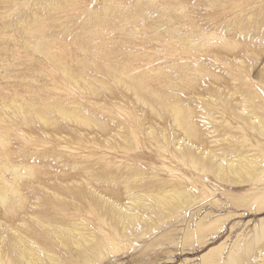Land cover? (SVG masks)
<instances>
[{"label":"rangeland","instance_id":"obj_1","mask_svg":"<svg viewBox=\"0 0 264 264\" xmlns=\"http://www.w3.org/2000/svg\"><path fill=\"white\" fill-rule=\"evenodd\" d=\"M186 36L202 41L193 45ZM232 88L238 93L229 94ZM243 96L253 99L257 114L238 108ZM22 99L74 101L97 124L45 107L40 110L48 112V122L11 118L18 110L5 104ZM172 101L184 108L180 126L167 107ZM259 119L264 121V0H0V179L9 183L10 196L0 204V236L8 225L19 227L55 256L49 261L43 253L42 264H264V210L231 202L252 191L264 194ZM186 135L201 149L251 151L261 166L243 184L226 185L213 167L195 162ZM12 168L19 170L14 177ZM131 172L142 178L130 182L132 191L185 174L188 203L151 212L138 227L122 230L99 209L90 188L109 186L121 198L127 187L119 176ZM199 205L204 213H236L218 231L184 240L185 216ZM35 215L57 226L81 219L103 240L120 236L84 263L76 245L60 243V234ZM233 222L239 224L231 229ZM11 247L4 238L0 264H33L18 260Z\"/></svg>","mask_w":264,"mask_h":264},{"label":"bare ground","instance_id":"obj_2","mask_svg":"<svg viewBox=\"0 0 264 264\" xmlns=\"http://www.w3.org/2000/svg\"><path fill=\"white\" fill-rule=\"evenodd\" d=\"M237 29L239 28L237 27ZM230 35L234 36V34ZM233 39L237 40L235 37ZM185 40L192 42L193 45H197L202 41L199 38L191 36H186ZM116 77L120 81L119 77ZM72 79L75 82L92 86V82L84 76L73 75ZM127 84L128 82H125V85ZM135 93L139 96V91L137 89H135ZM228 93L235 95L238 92L235 88H232ZM238 100V108L241 107L245 111H253L257 114L256 111L259 110V107L255 105L254 102H251L253 100L252 98L243 96ZM11 107L18 110L12 112L13 116H11V118L17 116V114H22L25 119L30 116H34L40 120L48 122L52 118L48 117L47 111L40 110L42 107H45L46 109L62 112L67 118L79 121L84 125L97 124V119L92 115L89 116L85 112H82L81 104H76L74 101H70V103L66 105L50 101L38 103L28 99H22L19 101L9 100L8 104H5V109H10ZM167 107L173 109L172 114L175 124L179 126L182 125L181 120L184 113L182 104L178 101H172ZM259 126L264 131L263 120L259 119ZM184 137H186L185 143L188 148L192 150V153L197 157L195 158V162L200 165L207 164L213 167L215 177L221 182L226 183V185L239 186L240 184H243L244 181L251 178L254 172L261 166V157L251 151L238 149L225 150L218 148L201 149L198 146H193V143L189 144V136L187 137L186 135ZM178 140L179 138L177 139V142ZM178 150L182 154L185 151V149H180V146H178ZM1 164L2 162L0 161V166ZM195 167L197 169V166ZM2 169L8 170L9 168L4 167ZM11 171L12 172H10L9 176L12 177L19 172V170H15L14 168H12ZM176 173L177 175L173 174L172 176L176 177L177 181H167L162 182V184L155 185L148 184L141 186L138 189H134L133 191L129 188L130 182L136 180L137 182L135 184H137L138 181L142 179L141 176H139L140 172H131L130 174L120 175L119 177L123 178L122 180H119L120 184H123L125 189L127 187V189L123 192L124 196L121 198H118V195L113 194L109 186L104 190L99 187L98 189L97 187L92 186L90 189L93 190L92 197L97 202V206L103 214L108 215L111 220L119 222L122 230H126L128 228L132 229L138 227L141 222L149 220L151 212L169 211L171 210L170 207L176 202L181 206H185V204L188 203L190 189H188L186 184L182 183V180H190V177L182 173ZM109 174L112 173L108 172V175ZM97 179L99 180V178ZM94 180L97 181L96 178H94ZM109 180L110 178L108 176L107 182H109ZM99 182L105 183L103 180ZM99 182L97 181L98 184H100ZM123 186L121 187L122 189ZM8 188L9 183L5 182L4 179H0V204L2 205L6 204L10 199L7 192ZM257 190H259L258 187ZM53 192L56 193L54 190ZM211 202H209L208 205L211 204ZM231 202L236 207H243L254 212H261L264 210V194L262 192L252 191L250 193L236 196L235 198H232ZM214 204L217 207H223L220 204ZM204 211V205H199L187 213L184 219V240L194 234H200L202 237H205L208 234V231H218L221 228V224L236 213L235 211H228V213L220 215L214 213L210 208L205 213ZM35 216L37 217L38 222L48 226L49 228L55 229L54 232H56V234H60V243L66 244V241H70L72 244L76 245L77 249L80 251L81 260L84 263L91 261L100 254V251L107 249V245L105 244L106 242L112 243L115 241V238L120 236L119 233H116L115 236L107 234L105 239L107 241H105L103 238H99L97 236L98 232L93 225L90 226L88 222L82 221L81 219H74L69 224L57 226L49 220H42L40 215ZM238 224V222H233L231 224V229L235 228ZM192 225L195 227L191 228ZM254 227H259V224H254ZM6 230L7 235L4 234L0 236V244L3 242L4 238H8V240L10 238L12 243L11 248L17 255L18 260L25 263L29 261L33 264H42L43 253L46 254L45 256L49 259V261L56 260L55 256L50 254V251L34 243L33 240L30 237H27V235L24 234L19 227L8 225ZM241 233L242 232H238L236 236L238 237ZM183 244H185V242H183ZM74 254V251L70 253L73 261H75ZM68 256L69 253L67 257ZM168 260H170V257L166 259L163 258L164 262H168ZM60 264L64 263L60 260Z\"/></svg>","mask_w":264,"mask_h":264}]
</instances>
